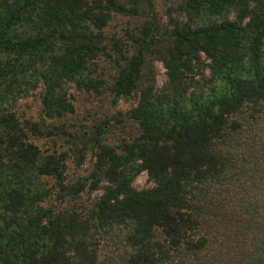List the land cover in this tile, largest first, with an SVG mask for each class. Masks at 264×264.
Returning <instances> with one entry per match:
<instances>
[{
  "label": "trees",
  "instance_id": "trees-1",
  "mask_svg": "<svg viewBox=\"0 0 264 264\" xmlns=\"http://www.w3.org/2000/svg\"><path fill=\"white\" fill-rule=\"evenodd\" d=\"M168 1L0 0V264H264V0Z\"/></svg>",
  "mask_w": 264,
  "mask_h": 264
},
{
  "label": "rangeland",
  "instance_id": "rangeland-1",
  "mask_svg": "<svg viewBox=\"0 0 264 264\" xmlns=\"http://www.w3.org/2000/svg\"><path fill=\"white\" fill-rule=\"evenodd\" d=\"M156 6L158 14L163 18V21L166 23L168 22V17L165 14L166 9V3L169 2L168 0H156ZM130 22L131 28H134L136 26L137 20L132 19L129 20L127 18H118L114 20L111 23V28L109 29V33H113L116 31H120L124 33V28L127 26V23ZM154 59V58H153ZM155 61V67H156V80L157 85L161 87L167 80L166 75V69L161 61L154 60ZM73 92L74 101L76 105V121L78 123H84V124H91L94 122V119L96 117H100L103 113L109 112L110 109L112 110L110 106L109 100L106 99H100L95 98L92 96H89L86 93H82L76 90H71ZM136 99H121L118 107L114 110H112L113 113H116L118 110L122 111L123 114V122H117L114 121L113 127L110 129L108 134V142L110 143H116L120 141L122 137L132 135L136 127L134 125V122L130 119H127L126 112L127 110L132 106V104L135 102ZM20 114L22 115V118H30L35 117L39 118L40 115V97H39V91L36 93L31 94L29 97L24 99L20 102L19 106ZM47 143L46 141L43 142ZM91 164H88V167ZM154 185L153 180L149 176L148 172H142L137 176L135 181L133 182V186L137 189H143V188H150ZM95 195L101 194V191L95 192Z\"/></svg>",
  "mask_w": 264,
  "mask_h": 264
}]
</instances>
